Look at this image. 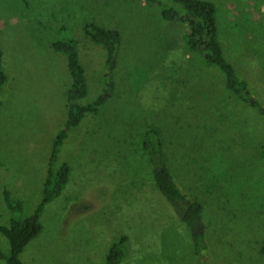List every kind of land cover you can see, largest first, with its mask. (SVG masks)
Returning <instances> with one entry per match:
<instances>
[{"label": "rangeland", "instance_id": "1", "mask_svg": "<svg viewBox=\"0 0 264 264\" xmlns=\"http://www.w3.org/2000/svg\"><path fill=\"white\" fill-rule=\"evenodd\" d=\"M25 1L26 8L0 0V226L33 214L66 120L70 78L52 43H78L86 105L103 93L105 52L83 25L116 30L122 42L116 90L98 115L68 131L54 164L70 166L67 184L39 215L42 231L21 263L105 264L109 246L126 236L121 264H264V117L226 89L218 68L187 50L184 24L162 19V9L180 7L171 0ZM207 1L218 9L225 58L264 107V0ZM147 125L162 132L179 190L202 206L199 254L180 220L186 205L174 212L155 188L141 150ZM4 189L22 201L21 213L7 210ZM0 251L9 252L1 235Z\"/></svg>", "mask_w": 264, "mask_h": 264}, {"label": "trees", "instance_id": "2", "mask_svg": "<svg viewBox=\"0 0 264 264\" xmlns=\"http://www.w3.org/2000/svg\"><path fill=\"white\" fill-rule=\"evenodd\" d=\"M153 1V0H151ZM178 5L179 9H162L161 16L165 21H179L187 27L184 36L185 45L189 52L194 53L206 65L218 68L223 76L225 87L238 100L248 107L257 111L264 117V107L257 101L248 90L247 83L241 80L233 68V65L225 58L221 43L218 38V9L213 2L207 0H171ZM26 8V1L21 0ZM64 29V28H62ZM84 36L93 44L99 45L105 52L103 93L89 104L82 105L81 101L87 95V84L84 76V68L79 60L77 42L73 39L54 41L52 50L65 57L66 67L70 78L69 87L65 93L66 97V120L62 129L55 135L47 172L42 183V199L36 206L32 215L26 218H11L7 226H0V235L9 245V252L4 254L0 251V260L6 264H22L20 255L26 246L42 231L39 215L44 207L58 198L70 174V166L61 164L57 169L54 164L63 141L68 131L81 125L86 115L96 116L100 109L112 97L116 90V71L119 48L122 42L121 34L113 29H104L94 23L83 25ZM6 83V76L2 67V51L0 49V93ZM177 119V118H176ZM141 150L152 166V178L156 190L164 201L173 207L174 212L179 204H185V212L180 218L181 222L191 230L195 254L202 249L198 243L202 241L204 232L200 229L202 206L197 201L188 200L177 187L174 177L167 165V155L162 138V132L158 127L147 125L141 134ZM264 156V148H263ZM3 201L11 214L21 213L22 201L13 199L10 193L3 190ZM126 236H119L109 246L105 256V264H121L126 256L124 244ZM204 248V244H203ZM259 252L264 256V240L261 242Z\"/></svg>", "mask_w": 264, "mask_h": 264}]
</instances>
